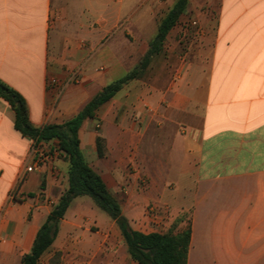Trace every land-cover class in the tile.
I'll return each mask as SVG.
<instances>
[{
	"label": "crops",
	"instance_id": "crops-1",
	"mask_svg": "<svg viewBox=\"0 0 264 264\" xmlns=\"http://www.w3.org/2000/svg\"><path fill=\"white\" fill-rule=\"evenodd\" d=\"M212 4L215 20L202 26L194 72L125 85L83 123L80 149L134 231L181 233L188 215L187 264H264V0ZM139 13V0H0V80L26 100L35 127L73 119L137 66L152 40ZM130 33L138 34L133 44ZM15 121L0 97V257L7 264L31 252L69 187L60 155L54 171L26 172L34 142ZM86 201L73 200L40 261L58 251L67 264H137L117 224L100 220ZM150 205L160 208L158 223ZM85 213L97 230L82 227Z\"/></svg>",
	"mask_w": 264,
	"mask_h": 264
},
{
	"label": "trees",
	"instance_id": "trees-1",
	"mask_svg": "<svg viewBox=\"0 0 264 264\" xmlns=\"http://www.w3.org/2000/svg\"><path fill=\"white\" fill-rule=\"evenodd\" d=\"M188 0H179L158 27L157 35L138 66L102 89L85 108L73 119L61 125L35 127L29 118L26 100L13 88L0 80V97L9 103L15 112V129L22 136L33 140L34 145L59 142V155L69 163V187L63 192L42 225L31 252L22 258L21 264H39L41 257L56 241L60 223L65 218L74 199L89 196L95 206L113 220L123 236L129 258L137 264H187L191 243V229L174 234H142L134 231L129 220L123 215L119 201L105 186L100 175L85 161L80 149L79 137L83 123L93 119L100 106L112 99L125 85L141 78L151 59L162 51L163 43L169 32L184 13ZM98 146L100 138L97 139ZM100 152V150H99ZM60 253L55 256L59 264Z\"/></svg>",
	"mask_w": 264,
	"mask_h": 264
},
{
	"label": "rangeland",
	"instance_id": "rangeland-1",
	"mask_svg": "<svg viewBox=\"0 0 264 264\" xmlns=\"http://www.w3.org/2000/svg\"><path fill=\"white\" fill-rule=\"evenodd\" d=\"M178 1L179 0H139V26L146 31L144 33L145 36L152 38L151 42L157 35L159 25ZM213 8L216 7L212 4V0H188L184 13L166 37L161 53L151 59L150 64L142 72L139 80L142 82L150 81L157 85L168 79H172V81L179 80L187 71L188 73L194 72L196 59L201 54L202 26H204V22L206 21L215 20L209 13ZM194 22L196 25H194ZM212 24L214 23L212 22ZM110 35L112 36V34H109V36ZM126 36L130 44L135 42V38L138 39V34L136 33H130ZM109 39L110 38L107 37L105 43H107ZM120 43V41L116 40V44L121 48L120 51L131 52V47H123ZM82 44L86 45L87 43L83 42ZM206 47H210V44L207 43ZM144 56L140 59L139 63L143 60ZM98 70L103 71L105 67L100 65L98 66ZM96 129L98 128L96 127L95 130ZM170 130V126L166 128L167 132ZM85 200H87L84 205L86 209L91 205L92 211L98 214L100 220H104L105 222L111 221L108 215L100 211L94 205L95 203L92 198L85 196ZM55 206L56 204L53 207ZM77 208L78 203H74L72 209L75 210ZM83 217L85 222V225H82L83 228L91 229V231L97 230V227L94 225H88L89 216L86 213ZM186 217L187 220L182 225L183 230L187 229L189 223L188 215ZM2 241L3 240L0 238V242ZM57 253L60 252L50 251L42 258L40 264H58L57 261H55ZM60 255L59 264H67L68 260L64 259L63 261V255L61 253ZM7 261L9 260H6L3 256L0 257V264H7ZM11 264H20V262L19 260L15 261V259H12Z\"/></svg>",
	"mask_w": 264,
	"mask_h": 264
},
{
	"label": "built area",
	"instance_id": "built-area-1",
	"mask_svg": "<svg viewBox=\"0 0 264 264\" xmlns=\"http://www.w3.org/2000/svg\"><path fill=\"white\" fill-rule=\"evenodd\" d=\"M194 25L196 23L194 22ZM73 79H76V75L73 77ZM56 81L53 80L52 83H55ZM31 155H32V165L26 168V172L30 173L35 171L36 169H39L42 166H50L51 169L54 171V162L59 156V146L58 148L54 149H44L43 144L40 143L38 145H34L31 149ZM15 196L14 194L10 195V200L14 201ZM159 206L156 205H150L148 208V216L149 219L155 223L159 222Z\"/></svg>",
	"mask_w": 264,
	"mask_h": 264
}]
</instances>
